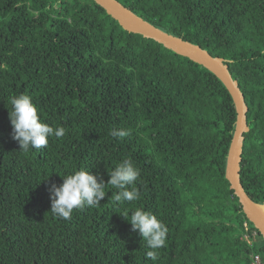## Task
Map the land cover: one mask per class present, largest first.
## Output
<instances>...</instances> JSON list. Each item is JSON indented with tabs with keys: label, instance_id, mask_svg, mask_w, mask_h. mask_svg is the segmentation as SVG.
<instances>
[{
	"label": "trees",
	"instance_id": "obj_1",
	"mask_svg": "<svg viewBox=\"0 0 264 264\" xmlns=\"http://www.w3.org/2000/svg\"><path fill=\"white\" fill-rule=\"evenodd\" d=\"M155 27L225 59L244 95L240 181L264 204V0H118ZM26 94L46 148L11 138L9 97ZM236 109L199 63L121 27L94 0H0V264H252L264 240L225 177ZM113 130L129 135L118 139ZM124 160L140 199L54 217L49 187ZM137 208L168 228L159 259L133 232Z\"/></svg>",
	"mask_w": 264,
	"mask_h": 264
},
{
	"label": "clouds",
	"instance_id": "obj_2",
	"mask_svg": "<svg viewBox=\"0 0 264 264\" xmlns=\"http://www.w3.org/2000/svg\"><path fill=\"white\" fill-rule=\"evenodd\" d=\"M9 103L11 105L9 112L11 138L18 142L20 150L24 153L32 149L39 151L41 148H46L50 137L62 138L65 135L63 127L53 128L40 119L38 108L29 95L11 96ZM111 135L122 139L129 133L126 130H113ZM139 176V169L130 160L118 163L109 173L110 178L107 183L103 178L87 170H76L64 176L61 185L52 184L49 187L50 212L56 218L69 220L74 210H80L86 206L96 207L106 195V185L116 190L110 196L113 204L137 201L140 199V193L132 186ZM124 218L130 223L132 231L138 232L146 242V246L151 249L146 252V258L157 261L158 250L166 244L167 226L155 215L140 208L133 211L130 217Z\"/></svg>",
	"mask_w": 264,
	"mask_h": 264
},
{
	"label": "water",
	"instance_id": "obj_3",
	"mask_svg": "<svg viewBox=\"0 0 264 264\" xmlns=\"http://www.w3.org/2000/svg\"><path fill=\"white\" fill-rule=\"evenodd\" d=\"M94 1L112 18L116 19L123 29L151 38L164 47L199 63L213 72L224 83L232 96L236 109L235 129L226 156L225 177L230 183V188L238 197L246 217L257 228L264 240V204L252 200L240 181V161L244 133L249 129L246 119L248 107L238 82L232 77L225 59L213 56L200 45L155 27L118 0Z\"/></svg>",
	"mask_w": 264,
	"mask_h": 264
},
{
	"label": "built area",
	"instance_id": "obj_4",
	"mask_svg": "<svg viewBox=\"0 0 264 264\" xmlns=\"http://www.w3.org/2000/svg\"><path fill=\"white\" fill-rule=\"evenodd\" d=\"M252 264H264V262L262 261V259L258 255H255V257L252 261Z\"/></svg>",
	"mask_w": 264,
	"mask_h": 264
}]
</instances>
